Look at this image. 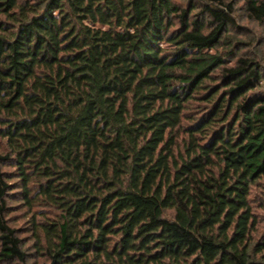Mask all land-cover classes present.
<instances>
[{"label": "trees", "instance_id": "obj_1", "mask_svg": "<svg viewBox=\"0 0 264 264\" xmlns=\"http://www.w3.org/2000/svg\"><path fill=\"white\" fill-rule=\"evenodd\" d=\"M238 2L0 0V264H264Z\"/></svg>", "mask_w": 264, "mask_h": 264}, {"label": "rangeland", "instance_id": "obj_2", "mask_svg": "<svg viewBox=\"0 0 264 264\" xmlns=\"http://www.w3.org/2000/svg\"><path fill=\"white\" fill-rule=\"evenodd\" d=\"M241 2H238L237 4V10H236V21L239 26V31L240 36L237 38L245 43V49L247 54L252 55V54H257L259 55L260 60L264 63V23L263 24H257L253 21H250L249 19L246 18V15L244 11L242 10ZM4 148V142L0 140V150ZM259 197L260 195V190H255L254 191ZM260 197H263L262 194ZM262 202V199H259ZM259 204H255V214L261 219L260 222V227L263 228L264 225V209L259 207ZM23 218L20 216V213H15V216L12 219V226L21 228L23 225ZM24 232V231H23ZM21 232V236H25ZM28 246V243L25 244ZM31 254V251H30ZM29 254V255H30ZM32 254L30 255V258L28 259L26 264H41L39 258L31 257Z\"/></svg>", "mask_w": 264, "mask_h": 264}]
</instances>
